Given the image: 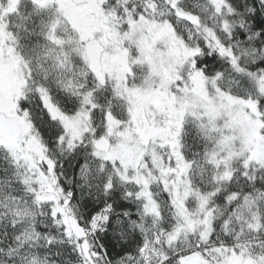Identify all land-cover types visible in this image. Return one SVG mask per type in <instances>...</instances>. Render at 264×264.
I'll return each instance as SVG.
<instances>
[{
    "label": "snow or ice",
    "instance_id": "1",
    "mask_svg": "<svg viewBox=\"0 0 264 264\" xmlns=\"http://www.w3.org/2000/svg\"><path fill=\"white\" fill-rule=\"evenodd\" d=\"M0 264H264V0H0Z\"/></svg>",
    "mask_w": 264,
    "mask_h": 264
}]
</instances>
